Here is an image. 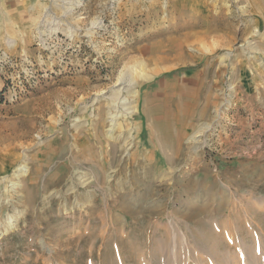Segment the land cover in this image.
<instances>
[{"label": "rangeland", "instance_id": "rangeland-1", "mask_svg": "<svg viewBox=\"0 0 264 264\" xmlns=\"http://www.w3.org/2000/svg\"><path fill=\"white\" fill-rule=\"evenodd\" d=\"M253 13L238 0H0V264H264ZM124 73L129 114L108 109Z\"/></svg>", "mask_w": 264, "mask_h": 264}, {"label": "bare ground", "instance_id": "bare-ground-1", "mask_svg": "<svg viewBox=\"0 0 264 264\" xmlns=\"http://www.w3.org/2000/svg\"><path fill=\"white\" fill-rule=\"evenodd\" d=\"M238 1H246V4H247V6L249 7V8H251L253 11H254V13L253 14H258V17H261L262 19H264V9H262L263 8V6L261 5L262 4V1H264V0H238ZM264 5V4H263ZM224 6V5H223ZM216 7V6H215ZM228 10V9H227ZM247 10V9H246ZM228 12V11H227ZM215 16V15H214ZM227 18V17H226ZM210 22V21H209ZM94 23V22H93ZM259 25L257 24L256 25V28H259L258 27ZM214 28V27H213ZM222 29V28H221ZM207 34V33H206ZM209 36V35H208ZM199 37V36H198ZM126 76H127V74L126 73H124L123 75H121L119 78H118V80L116 81L117 83H115V85L117 84V85H119V84H123L122 85V87H120V88H117V90H114V92H112L113 94V96H112V104H108V109L110 110L111 108H113V107H117V106H121V107H123L122 109H123V111H126L128 108H124V106H126L125 104L127 103V102H129L127 99H126V97H122V90L125 88V86H127L126 87V89H128V87L129 86H131V80L130 79H128V78H126ZM125 82L127 83L126 85H125ZM135 84V83H134ZM129 95V94H128ZM137 95V96H136ZM138 97V93H136V92H132V94H130V96L129 97ZM128 97V98H129ZM127 100V101H126ZM102 106V105H101ZM101 106H98L97 108H96V110H97V114L99 115L100 113H101V115H102V108H101ZM126 107H128V106H126ZM102 109V110H101ZM122 111V112H123ZM131 111H126V112H124L125 114H129ZM108 113V112H107ZM113 112H111L110 111V113H108V114H112ZM117 114V113H116ZM107 115V114H106ZM114 115V114H113ZM118 115H120L119 114V111H118ZM117 115V116H118ZM122 115H124V114H122ZM110 120L112 119L113 120V117H108ZM98 119L96 118V121H97ZM99 120H100V118H99ZM102 121H104V120H102ZM97 123H98V121H97ZM105 123V122H104ZM110 123V122H109ZM112 123V122H111ZM115 125V123H112V124H110V127L108 128V130H107V134H108V138H110V137H113V134H112V130L114 129V127L116 126H114ZM103 128V127H102ZM120 138V137H119ZM118 138V139H119ZM113 139V138H112ZM122 144V143H121ZM117 147H118V144H117ZM116 147V148H117ZM37 156V155H36ZM27 171H28V169H27V167L25 166V164H22V165H18V167H16V169H15V175L18 177L19 175H21V174H25V173H27ZM17 173V174H16ZM14 185H16V186H19V184L18 183H15ZM147 206V205H146ZM119 209L120 210H126L127 208H125L124 207V205H119ZM185 214V213H184ZM187 216H188V214H187ZM188 218V217H187ZM216 238L218 239V237L216 236ZM215 243H216V240H215ZM214 243V247H216V244ZM215 249V248H214ZM217 249H218V247H217ZM217 251V250H216ZM216 254V253H215ZM218 254H219V250H218Z\"/></svg>", "mask_w": 264, "mask_h": 264}]
</instances>
